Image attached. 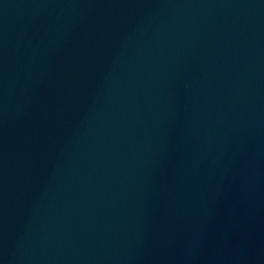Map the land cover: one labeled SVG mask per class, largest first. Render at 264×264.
I'll use <instances>...</instances> for the list:
<instances>
[{
  "label": "water",
  "instance_id": "water-1",
  "mask_svg": "<svg viewBox=\"0 0 264 264\" xmlns=\"http://www.w3.org/2000/svg\"><path fill=\"white\" fill-rule=\"evenodd\" d=\"M0 264H264V0H0Z\"/></svg>",
  "mask_w": 264,
  "mask_h": 264
}]
</instances>
